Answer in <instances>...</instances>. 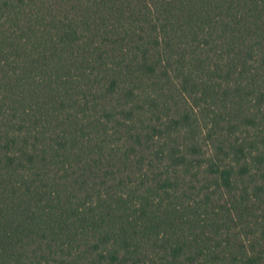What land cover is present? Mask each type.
I'll use <instances>...</instances> for the list:
<instances>
[{"label": "trees", "instance_id": "trees-1", "mask_svg": "<svg viewBox=\"0 0 264 264\" xmlns=\"http://www.w3.org/2000/svg\"><path fill=\"white\" fill-rule=\"evenodd\" d=\"M0 264H264V0H0Z\"/></svg>", "mask_w": 264, "mask_h": 264}]
</instances>
